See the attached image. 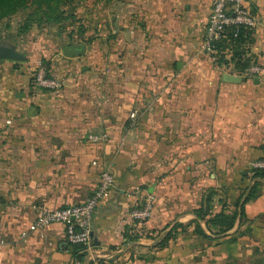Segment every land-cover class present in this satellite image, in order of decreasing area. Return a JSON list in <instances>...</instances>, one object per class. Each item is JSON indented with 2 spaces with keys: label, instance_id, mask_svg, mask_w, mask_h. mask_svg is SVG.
<instances>
[{
  "label": "crops",
  "instance_id": "crops-1",
  "mask_svg": "<svg viewBox=\"0 0 264 264\" xmlns=\"http://www.w3.org/2000/svg\"><path fill=\"white\" fill-rule=\"evenodd\" d=\"M245 5L252 40L225 48L227 62L201 50L212 0H120L88 43L76 34L84 55L50 59L66 81L59 90L37 88L27 60L0 58V264H264V179L243 222L218 233L211 220L240 212L244 201L234 200L255 182L252 162L264 160V0ZM239 51L246 68L232 59ZM100 132L109 139L88 140ZM96 157L116 187L94 212L86 261L64 224L20 239L39 205L93 194ZM148 195L153 214L137 220Z\"/></svg>",
  "mask_w": 264,
  "mask_h": 264
},
{
  "label": "built area",
  "instance_id": "built-area-1",
  "mask_svg": "<svg viewBox=\"0 0 264 264\" xmlns=\"http://www.w3.org/2000/svg\"><path fill=\"white\" fill-rule=\"evenodd\" d=\"M231 25L253 28L256 21L251 11L246 7L245 0H212L211 13L208 19L206 33L201 43V50L204 53L215 55L217 53V42L223 37L226 29ZM260 65H253L250 72H260ZM33 84L37 88L48 90L62 89L65 78L54 76L47 66L39 67L34 74ZM138 109L131 113L133 121L138 117ZM109 139L107 132L90 133L88 140L98 144ZM92 164L99 167L98 185L92 195L79 204H72L63 207H51L47 204L37 207V216L29 228L19 233L20 239H26L30 233L37 232L44 227L54 223L65 225L66 239L70 244L85 246L88 253L94 252L92 221L96 208L107 199L116 187L115 176L110 165L101 162L96 157ZM252 167H264V160L252 162ZM154 210V199L148 195L141 207L134 210L132 215L135 219L146 221ZM5 239H0V244H5ZM98 257H93L96 259Z\"/></svg>",
  "mask_w": 264,
  "mask_h": 264
},
{
  "label": "rangeland",
  "instance_id": "rangeland-1",
  "mask_svg": "<svg viewBox=\"0 0 264 264\" xmlns=\"http://www.w3.org/2000/svg\"><path fill=\"white\" fill-rule=\"evenodd\" d=\"M119 5L120 0H47L41 4L29 0L0 16V44H10L26 55L25 60L34 66V76L63 46L76 44V34L80 42L88 43L95 27H105L106 11L114 13ZM249 185L243 186L234 202L239 197L244 201Z\"/></svg>",
  "mask_w": 264,
  "mask_h": 264
},
{
  "label": "trees",
  "instance_id": "trees-1",
  "mask_svg": "<svg viewBox=\"0 0 264 264\" xmlns=\"http://www.w3.org/2000/svg\"><path fill=\"white\" fill-rule=\"evenodd\" d=\"M29 0H0V16L8 15L14 10H16L18 7L23 6L26 2ZM43 1L47 0H33V2H37L41 4ZM253 34L252 28H248L245 26H237V25H231L229 26L223 37L217 42V53L215 54L219 60L220 63L227 62L226 54L223 52L225 48L228 47H234L235 49L243 44V42H246L247 40H252L251 36ZM238 49V48H237ZM237 58V63H239V67L246 68L250 65V58L243 57L242 53L235 52L232 56V59ZM47 67L50 71V63L48 62ZM50 73H52L50 71ZM34 80V76L32 77ZM252 179L255 181L252 188L247 193L250 185L247 187V190L244 195H246L245 200L243 202V205L241 207L240 212H235L233 214L227 215L223 211L216 214L211 220L212 223L217 225L219 224L220 227L218 229V233L226 232L233 228L236 219L238 216L241 218V221L246 218L245 216V208L244 204L255 198L259 191V186L262 184V180L264 179V167H252ZM236 206L239 207L242 203V197L237 199L235 202ZM141 207V206H140ZM137 239V237H134V239ZM168 240V237H166L165 240ZM73 248V255L74 257L79 260L80 262H84L87 259L88 252L85 250L84 245L80 244H70ZM88 264H115L113 262V259L106 260L105 258H96L89 261Z\"/></svg>",
  "mask_w": 264,
  "mask_h": 264
},
{
  "label": "water",
  "instance_id": "water-1",
  "mask_svg": "<svg viewBox=\"0 0 264 264\" xmlns=\"http://www.w3.org/2000/svg\"><path fill=\"white\" fill-rule=\"evenodd\" d=\"M87 45L82 44H69L62 48L63 55L67 57H79L86 53ZM0 58H9L16 60H25L26 55L17 51L14 46L0 44ZM230 78H235L233 75H228Z\"/></svg>",
  "mask_w": 264,
  "mask_h": 264
}]
</instances>
